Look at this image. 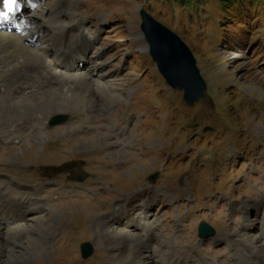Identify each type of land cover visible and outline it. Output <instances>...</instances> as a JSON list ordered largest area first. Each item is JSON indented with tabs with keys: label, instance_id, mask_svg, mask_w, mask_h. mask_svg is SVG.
<instances>
[{
	"label": "rangeland",
	"instance_id": "1",
	"mask_svg": "<svg viewBox=\"0 0 264 264\" xmlns=\"http://www.w3.org/2000/svg\"><path fill=\"white\" fill-rule=\"evenodd\" d=\"M35 2L42 14L35 20L37 31L49 24L45 36L38 34V46H49L48 37L63 31L50 24L68 26L74 37L64 32L66 39L91 45L85 71L91 78H75L62 92L52 78L43 85L50 92L29 95L32 105L0 109V175L25 187L42 184L52 198L45 212L31 214L37 219L0 235V264H123L125 252L141 248L129 234L141 235L140 245L154 264H170L171 255L176 264H264V254L246 241L230 242L243 233L260 235L264 222V0ZM141 7L188 46L207 83L208 100L187 104L183 91L159 72L141 32ZM54 10L61 15L51 21ZM82 31L87 38L80 37ZM53 54L48 50L44 58L55 64ZM57 109L73 119L46 127ZM80 174V187L113 202L131 201L127 193H134L138 201L132 208L142 205L145 219L129 221L124 210L106 214L111 209L96 205L88 192L68 199L60 182ZM235 185L243 196L231 195ZM177 190L181 195L171 206ZM217 194L229 200H216ZM251 203L259 206L249 212L253 225L245 230L243 212L236 217L235 209ZM202 219L216 229L214 236L199 238ZM85 241L94 247L89 258L81 254Z\"/></svg>",
	"mask_w": 264,
	"mask_h": 264
},
{
	"label": "bare ground",
	"instance_id": "2",
	"mask_svg": "<svg viewBox=\"0 0 264 264\" xmlns=\"http://www.w3.org/2000/svg\"><path fill=\"white\" fill-rule=\"evenodd\" d=\"M35 3V0H19V7L14 13L10 15V18L7 21L0 22V109L6 110L8 112H10V110L15 106V103L32 105V100L28 97L33 92H36V90L39 93H47V90L50 92L53 88L44 89L43 85L46 84L47 81L53 80L52 78L57 77L58 82L61 83V86L58 87L59 92H62L63 87L75 78L81 77L85 81L90 80L91 78L89 73L85 72L87 71L86 68L88 66L86 62L88 57L86 54L88 46L90 47L91 45H87V43L81 45L80 42L71 43L72 41L66 39L64 37V32H66L67 35L74 37L73 33L68 31V26L61 27L62 25L57 23L56 26L53 27V25L50 24L52 28L56 30L59 28L58 31H63L61 33H52V35L48 37L51 39L49 46H38L40 45L38 34L45 36V33H43V28L46 27L47 30L49 24H47L48 22L45 21V26L41 27L40 30L37 31L38 29L34 25L35 20L36 17H40L42 14L39 11V8H33ZM0 8H2V0H0ZM19 8H21V10ZM59 17L60 12L54 10L53 17L50 19L51 21H54ZM83 33L85 32L82 31L80 33L81 38L85 36ZM48 50H54V58L58 57L59 59L57 63H50L44 58V54H46ZM40 80L41 82L39 84H35V81L38 82ZM17 93L24 96H18ZM8 94L9 97H7ZM17 98L18 100L16 102L12 101V99L15 100ZM56 116L61 117V122L65 123L70 122L73 119V114H69L67 110L61 109L53 110L52 113L48 115L47 119ZM48 121L49 122L48 125L46 123V127L51 126V120L49 119ZM138 145H141L140 142H138ZM138 145H135V148L133 149H138ZM91 157L100 161L104 160L103 162H105V159L95 153H93ZM60 184L59 191H61L64 196H67L68 199H77L79 197H83L86 194L84 192H88L87 197L92 199L96 205H106L107 208L111 209V211L107 212L106 214L112 213L114 209H116L117 212L125 209V218H129V221L133 219V222L138 223L137 221H139L140 218L145 219L146 213L144 211L138 212L137 214H135L133 211L130 212V203H118L117 206H114V204L118 202L119 199H117L115 202H113L111 199H105L98 192L93 190L88 191L87 187H80L79 184L74 181H63L60 182ZM32 185H34L36 188L19 185L11 178L0 175V235L4 233V231H10L11 228H13L12 226L27 225L29 221L31 222V220L37 219V216H32L31 214L34 215L43 213L51 204L50 199L52 198L43 191V188H41L42 184ZM64 205L66 206V203H64ZM252 206L256 207L258 206V203H252ZM107 208H104V210L106 211ZM249 210H251V207L247 209L245 214H248ZM236 217H234V220L232 221L236 222ZM244 218L245 219L242 227L243 229L248 230L253 224L248 215H245ZM94 221L95 220L93 219L92 223H94ZM12 223H16V225H12ZM167 230L169 231V227ZM261 233L262 234L260 235L252 234V237L246 235L247 233H243L242 236H238L240 237L239 239H237V237L235 238V236H232V240L230 242L235 243L238 240H244L249 244L250 247L253 248V250L259 251V254H264V240L262 237L264 230H262ZM139 236L140 237L131 236V234L128 235V237L132 238L131 241L135 242V246H139L141 248L125 252L123 255V264H154L153 262L157 261L147 258L148 253H146V251L148 249L146 246L140 245L143 242L140 234ZM115 237L116 235H114L112 238ZM62 244H65V242H61V246H63ZM202 250L207 251L205 248H202ZM3 253L4 252L0 249V262L3 257ZM11 253V256L16 254L12 251ZM11 256L10 258H12ZM172 256L173 255L169 257L170 264H176V261L174 258L172 259ZM60 257L63 259L62 255H60ZM55 260L57 261V259Z\"/></svg>",
	"mask_w": 264,
	"mask_h": 264
},
{
	"label": "water",
	"instance_id": "3",
	"mask_svg": "<svg viewBox=\"0 0 264 264\" xmlns=\"http://www.w3.org/2000/svg\"><path fill=\"white\" fill-rule=\"evenodd\" d=\"M144 21L142 29L150 47V53L158 64V68L174 87L185 91L184 98L189 104L202 97L208 98L207 83L203 80L197 67V60L188 46L175 32L170 31L163 24L153 19L150 15L142 12ZM62 121L61 117L52 120L53 124ZM215 231L205 222L200 224L201 236H209ZM83 257L93 254L90 242L82 244Z\"/></svg>",
	"mask_w": 264,
	"mask_h": 264
},
{
	"label": "snow or ice",
	"instance_id": "4",
	"mask_svg": "<svg viewBox=\"0 0 264 264\" xmlns=\"http://www.w3.org/2000/svg\"><path fill=\"white\" fill-rule=\"evenodd\" d=\"M19 7V0H2L0 8V22L7 21L10 15Z\"/></svg>",
	"mask_w": 264,
	"mask_h": 264
},
{
	"label": "trees",
	"instance_id": "5",
	"mask_svg": "<svg viewBox=\"0 0 264 264\" xmlns=\"http://www.w3.org/2000/svg\"><path fill=\"white\" fill-rule=\"evenodd\" d=\"M182 1H184V2H189L190 0H182ZM193 1H199V0H193Z\"/></svg>",
	"mask_w": 264,
	"mask_h": 264
}]
</instances>
